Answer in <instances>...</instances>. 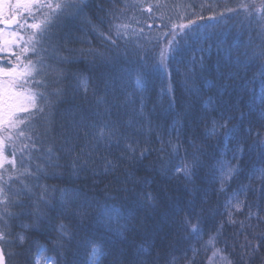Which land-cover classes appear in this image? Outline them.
Returning a JSON list of instances; mask_svg holds the SVG:
<instances>
[{"label":"trees","instance_id":"1","mask_svg":"<svg viewBox=\"0 0 264 264\" xmlns=\"http://www.w3.org/2000/svg\"><path fill=\"white\" fill-rule=\"evenodd\" d=\"M26 19L2 61L34 67L19 86L39 99L2 130L6 264H264V0Z\"/></svg>","mask_w":264,"mask_h":264},{"label":"rangeland","instance_id":"2","mask_svg":"<svg viewBox=\"0 0 264 264\" xmlns=\"http://www.w3.org/2000/svg\"><path fill=\"white\" fill-rule=\"evenodd\" d=\"M48 1L50 0H0V92L5 96L20 94L17 98L18 106L26 107L28 111H32L39 104V99L32 91L19 86L20 81L29 76L28 74L22 76L20 74L25 72L26 67L33 73L34 67L31 65L8 67L2 61L24 45L25 37L22 30L31 26L30 23H27L26 17L37 13ZM29 96H34V101L29 100ZM22 113L25 112H17L16 118ZM8 126L10 124L7 122L0 123V172L16 164L14 156L11 157L8 154V135L2 132ZM38 263L52 264L50 259L42 260L41 258H39Z\"/></svg>","mask_w":264,"mask_h":264},{"label":"snow or ice","instance_id":"3","mask_svg":"<svg viewBox=\"0 0 264 264\" xmlns=\"http://www.w3.org/2000/svg\"><path fill=\"white\" fill-rule=\"evenodd\" d=\"M69 5H57L58 8L60 7H68ZM33 28H40L41 26L39 24L31 25ZM183 28L184 26L181 25ZM163 56V53H162ZM31 74V71L26 67L25 72L21 73L20 75ZM20 94H9L5 96L2 92H0V123L7 122L8 124L15 126L17 123H24L23 120H17L16 114L20 111H28L26 107H20L17 103V98ZM29 100L34 101V96H29ZM34 106V105H33ZM182 171L187 172V169H183ZM231 171V170H230ZM196 226L193 225V231H196ZM2 238V237H0ZM99 251V249L95 248L93 249V254H96ZM3 256L0 255V264H2ZM93 264H95V261H93Z\"/></svg>","mask_w":264,"mask_h":264},{"label":"water","instance_id":"4","mask_svg":"<svg viewBox=\"0 0 264 264\" xmlns=\"http://www.w3.org/2000/svg\"><path fill=\"white\" fill-rule=\"evenodd\" d=\"M0 255L3 256L2 264H6V258H5V256H4V253H3V250H2V245H1V243H0Z\"/></svg>","mask_w":264,"mask_h":264}]
</instances>
